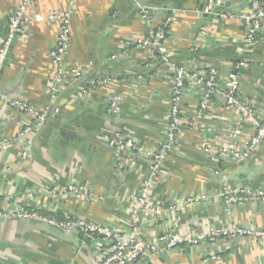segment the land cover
I'll use <instances>...</instances> for the list:
<instances>
[{
  "label": "crops",
  "instance_id": "1",
  "mask_svg": "<svg viewBox=\"0 0 264 264\" xmlns=\"http://www.w3.org/2000/svg\"><path fill=\"white\" fill-rule=\"evenodd\" d=\"M249 0H225L224 9L240 10ZM18 0H0V41L5 37L8 16ZM151 8L153 26L177 10L168 31L169 61L152 57L134 41L145 34L136 5ZM204 0H76L71 17V42L65 58L67 69L88 68L74 85H65L56 105L60 109L35 132L14 146L0 150V210L25 208L81 218L101 226L124 230L129 195L149 174L148 161L136 157L131 168H115V157L104 143L111 132L137 140L144 147L163 140L168 98L176 67L188 73L211 67L223 77L241 58L238 71L240 96L252 103L257 121L264 117V33L254 47L242 49L244 29L238 20L213 24L204 34L208 17ZM69 0H32L26 13L24 36L13 40L0 76V94L10 100L41 109L48 101L50 62L48 53L57 35L56 23H36V15L64 11ZM33 20V21H32ZM115 56L114 59L112 57ZM116 81L78 96L91 78ZM200 86L188 84L180 102L182 133L175 152L163 164L151 193L162 204L184 206L174 213L164 210L159 218L146 219L139 237L153 242L169 230L179 234H206L210 230L243 227L264 231V199L241 200L227 213L223 190L264 191V140L245 162L212 163L200 151L201 141L227 140L236 127L234 113L215 97L203 115L197 112ZM112 95L121 99L120 111L107 114ZM27 118L5 107L0 100V143L15 138ZM254 132L252 121L242 122L237 144L242 146ZM212 142V141H211ZM29 159L20 160L22 145ZM86 185L92 197L65 194L67 184ZM95 240L81 243L75 237L33 220H0V264H97ZM217 256L219 260L211 257ZM137 264H264V241L248 235L222 237L215 242L178 245L151 255Z\"/></svg>",
  "mask_w": 264,
  "mask_h": 264
},
{
  "label": "built area",
  "instance_id": "2",
  "mask_svg": "<svg viewBox=\"0 0 264 264\" xmlns=\"http://www.w3.org/2000/svg\"><path fill=\"white\" fill-rule=\"evenodd\" d=\"M32 0H18L16 7L8 16L7 31L0 41V76L3 72L7 56L13 40L18 35L24 36L29 24L26 13ZM76 0H69V7L64 11H50L45 17L36 15L33 19L36 23H56L57 35L53 46L49 50L50 75L48 82V101L41 109L10 100L0 94V100L5 107L24 115L27 119L12 140L4 139L0 143V150L14 146L18 140H24L32 132L37 131L50 116L60 113L56 105L58 96L65 85L71 86L82 80L88 68L67 69L65 58L71 42L70 23ZM225 0H204L202 12L208 17L206 26L201 28L204 34L213 24L221 21L238 20L244 29L242 49L254 47L259 33H264V0H249L246 6L240 10L224 9ZM141 19L144 23L145 34L134 41L137 48L147 49L152 57H157L163 62L169 61L167 46L170 24L176 20L177 10H171L170 14L157 26H153L150 18L151 8L136 3ZM32 20V21H33ZM115 56L112 57L114 59ZM246 67V62L241 58L222 80L213 67L202 71L188 73L182 67H176L173 72L170 94L168 98V111L166 117L163 140L159 145L144 147L137 140L111 132L104 137V143L115 157L117 172L131 168L135 164L136 157H142L148 161L149 174L140 181L136 191L129 195L130 206L126 211L125 228H111L88 222L81 218H64L57 220L53 216L42 215L39 211L17 208L14 211L0 210V220L20 219L33 220L47 224L64 233L71 235L81 243L95 240L97 244V264H137L145 261L151 255L165 253L183 243L196 245L200 241L209 240L215 242L222 237H236L248 235L264 241V231H252L243 227L232 229L210 230L206 234H179L168 231L159 235L153 242L142 240L138 232L141 224L146 219L159 218L165 209L174 213L184 211V206L168 204L163 207L161 203L153 199L151 189L155 180L161 173L163 164L173 155L182 133L180 102L188 84L200 86L201 94L197 104L199 115L208 111L211 101L217 97L226 109H231L235 115L236 127L227 134V140L216 144V139L208 141L204 139L200 144L201 153L212 163L222 161L235 163L245 162L250 159L264 140V117L257 121V113L254 105L240 96V79L238 71ZM258 67L264 76V61L258 63ZM116 80L110 77L91 78L87 84L78 89V96L87 97L89 92L105 86L113 85ZM121 99L118 95H112L106 102V110L109 115H116L120 111ZM249 120L254 124V132L247 141L239 146L238 135L242 122ZM20 160L29 159V150L22 145ZM65 194L79 197H92L89 188L84 184H67L61 188ZM224 206L229 210L241 200L264 199V191L253 192L249 189L223 190L219 194ZM219 260L217 256L211 257Z\"/></svg>",
  "mask_w": 264,
  "mask_h": 264
},
{
  "label": "trees",
  "instance_id": "3",
  "mask_svg": "<svg viewBox=\"0 0 264 264\" xmlns=\"http://www.w3.org/2000/svg\"><path fill=\"white\" fill-rule=\"evenodd\" d=\"M40 214H42V215H49V216H53L55 219H57V220H62V219H64L62 216H59V215H53V214H48V213H45V212H40Z\"/></svg>",
  "mask_w": 264,
  "mask_h": 264
},
{
  "label": "rangeland",
  "instance_id": "4",
  "mask_svg": "<svg viewBox=\"0 0 264 264\" xmlns=\"http://www.w3.org/2000/svg\"><path fill=\"white\" fill-rule=\"evenodd\" d=\"M181 121H182V119H181ZM218 163H220V162H218Z\"/></svg>",
  "mask_w": 264,
  "mask_h": 264
}]
</instances>
